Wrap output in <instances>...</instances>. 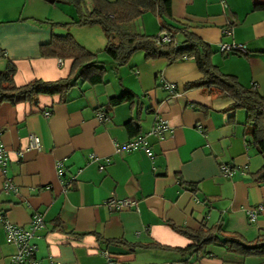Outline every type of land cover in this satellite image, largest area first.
I'll return each instance as SVG.
<instances>
[{
	"label": "crops",
	"instance_id": "0c3cea01",
	"mask_svg": "<svg viewBox=\"0 0 264 264\" xmlns=\"http://www.w3.org/2000/svg\"><path fill=\"white\" fill-rule=\"evenodd\" d=\"M262 1L171 0L174 20L168 22L189 25L212 49V64L264 93V9L255 7ZM63 4L0 0V71L12 62L16 85L69 75L71 59L42 55L54 35L69 33L91 51L105 43L96 25L55 24L75 17ZM138 20V29L148 35L164 31L151 12ZM227 27L230 34L223 33ZM220 42L241 43L247 52L222 54ZM99 60L106 69L104 82L77 83L65 100L41 95L36 104H0V137L9 156L6 176L18 188V194H4L0 174V206L7 219L23 227L33 213H41L44 226L33 238L36 258L50 256L60 264H264L262 257H242L218 245L178 252L190 240L171 227L197 229L221 220L226 230L248 241L264 230V181L255 178L264 157L246 142L245 110L231 108V99L206 88H185L200 76L192 58L145 59L137 50L118 67L107 55ZM162 80L174 83L177 94L164 89ZM124 88L134 94L132 101L109 107V99ZM99 112L104 119H98ZM156 115L168 119L171 131L160 139L146 138L151 156L144 150H115L116 143L149 131ZM129 121L136 127L134 136ZM30 134L39 138L38 148L28 147ZM89 154L97 160H89ZM56 161L63 162L62 176ZM222 164L236 169L225 177ZM111 195L133 198L136 207L111 211L104 205ZM259 206L250 222L246 209ZM14 250L0 223V264H9Z\"/></svg>",
	"mask_w": 264,
	"mask_h": 264
},
{
	"label": "trees",
	"instance_id": "16d2710c",
	"mask_svg": "<svg viewBox=\"0 0 264 264\" xmlns=\"http://www.w3.org/2000/svg\"><path fill=\"white\" fill-rule=\"evenodd\" d=\"M49 3H65L75 10V17L64 23H55L70 27L75 25L99 26L105 37L103 51L112 60L115 67L128 62L131 55L141 50L145 59L164 57L170 61L192 58L200 73L184 87L206 88L217 95L232 100L231 108L245 110L244 136L246 142L264 157V93L255 87H245L234 75L223 73L211 63L212 49L189 29V25L174 20L171 14V0H45ZM264 9V1L256 4ZM146 12L155 14L161 24V30L167 32L171 40L161 41L160 35H148L138 29L137 20ZM180 34L181 40L176 37ZM42 55L71 59L69 75L57 80L31 79L23 85L14 83L16 67L8 62L0 71V104L15 105L21 102L36 104L41 95H58L65 100L69 91L77 83L94 85L104 82L105 67L93 52L77 42L69 33L54 35L52 40L42 46ZM134 94L124 88L118 96L109 99V107L132 101ZM127 129L134 136L136 127L126 123ZM258 181H264V164L255 172ZM171 227L190 240L185 248L175 249L181 253H199L208 245H218L227 251L242 257L258 256L264 258V230H259L253 240H246L236 232L225 229L220 220L212 226H200L197 229ZM107 244L128 245L119 239H104ZM152 246L162 247L159 244ZM133 248V246H131Z\"/></svg>",
	"mask_w": 264,
	"mask_h": 264
},
{
	"label": "built area",
	"instance_id": "2783aa9c",
	"mask_svg": "<svg viewBox=\"0 0 264 264\" xmlns=\"http://www.w3.org/2000/svg\"><path fill=\"white\" fill-rule=\"evenodd\" d=\"M224 34H230L231 29L225 28L223 30ZM161 41H170L171 37L170 35L162 31L159 33ZM220 53L222 54H229V53H237V54H245L246 48L241 43L236 42H220L218 44V49ZM162 82V87L166 89L170 94H177L176 85L174 83L166 82L164 80ZM262 111H264V105H262ZM45 116L49 115L48 111L44 112ZM98 119H104L105 114L103 112L97 113ZM166 131H171V126L169 124V121L167 118L156 115L154 118L153 125L149 131L146 133L137 135L133 138H131L129 141L125 143H116L115 144V150H125V151H133V150H144L149 156H151V152L149 151L147 140L146 138L149 135H153L158 137L159 139L163 137L164 133ZM39 145V138L36 135L30 134L28 136V147L29 148H38ZM89 160L96 161L97 157H95L93 154L88 155ZM9 161V156L7 153V149L5 148L4 144L1 141L0 137V174L3 177V184L1 191L4 194H8L10 192L14 194H18V188L16 184L10 180L6 176V169L7 164ZM107 163V161H104V163L99 165V169H102L103 166ZM55 168L58 176H62L63 171V162L62 161H56ZM220 171L222 172V175L225 177L230 176L236 167L230 166V165H221ZM75 176L72 175L69 179H67L66 182H64L63 186L64 189H68L70 187V184L74 180ZM137 201L133 198H117L114 195L109 196L105 201L104 205L111 211H119L122 209H129L136 207ZM258 210H260L259 207L255 208H247L246 209V215L250 222H253L255 218L257 217ZM0 223L2 224L3 230H4V237L5 240L14 246V252L9 257V264H60L59 261L55 260L53 257H47L45 260L38 259L35 256L36 252V245L33 242V238L35 237V232L39 229H41L44 226V219L39 212H35L31 215L29 225L28 227H23L19 224H15L11 222L6 217V211L0 206ZM105 256L108 257V252H103ZM109 258V257H108Z\"/></svg>",
	"mask_w": 264,
	"mask_h": 264
},
{
	"label": "rangeland",
	"instance_id": "374dc122",
	"mask_svg": "<svg viewBox=\"0 0 264 264\" xmlns=\"http://www.w3.org/2000/svg\"><path fill=\"white\" fill-rule=\"evenodd\" d=\"M69 7V8H71L72 9V11H73V13L75 12V10H74V8L71 6V5H69V4H63V7ZM139 22H140V20H137V25L139 24ZM96 27H99V26H96ZM104 41L102 42H100V44H98V46H96V47H94V49H93V52H96V54H97V57L99 58V59H101L102 58V55L103 56H106V54H105V52L103 51V47H104ZM108 68V67H107Z\"/></svg>",
	"mask_w": 264,
	"mask_h": 264
}]
</instances>
